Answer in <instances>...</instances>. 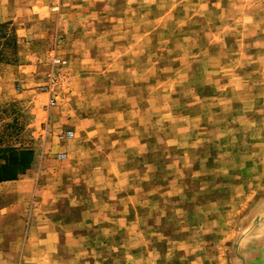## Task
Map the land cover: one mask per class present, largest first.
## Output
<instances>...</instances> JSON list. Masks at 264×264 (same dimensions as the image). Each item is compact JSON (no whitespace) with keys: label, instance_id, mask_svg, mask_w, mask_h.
Segmentation results:
<instances>
[{"label":"rangeland","instance_id":"obj_1","mask_svg":"<svg viewBox=\"0 0 264 264\" xmlns=\"http://www.w3.org/2000/svg\"><path fill=\"white\" fill-rule=\"evenodd\" d=\"M30 10L0 22V148L17 176L47 173L38 187L0 183V264L264 254L247 241L264 202V0L107 3V33L76 46L62 0ZM90 200L97 223L77 225L71 204Z\"/></svg>","mask_w":264,"mask_h":264},{"label":"crops","instance_id":"obj_2","mask_svg":"<svg viewBox=\"0 0 264 264\" xmlns=\"http://www.w3.org/2000/svg\"><path fill=\"white\" fill-rule=\"evenodd\" d=\"M56 0H0V22L9 20V19H19L22 15V10L26 8L27 10L32 9L34 11V8H40V9H45L51 2H55ZM155 2L156 0H62V10L64 13H61L59 16V19H63L62 23L64 24V27L62 28L63 25H61V28L65 34V38L63 43L66 45H74L72 43H76L80 39L77 37H82L83 39L85 35H90V36H97V35H102L107 33V30L103 27L104 25L99 24V20H101L100 12L104 10L106 4H117V3H124V4H137V6H140V3L144 2ZM131 8L130 6L128 9ZM31 11V10H30ZM51 15V14H50ZM105 20H107V17L104 16ZM114 18V17H112ZM111 18V19H112ZM110 19V18H109ZM116 19V18H114ZM66 21V24L64 23ZM111 21V20H110ZM110 24V22H108ZM107 23V24H108ZM112 29H110L111 32H117V31H122L125 35L130 34L131 28H126L123 26V28L114 25L113 21L111 22ZM107 28V27H106ZM60 29V27H59ZM114 29V30H113ZM140 27L134 28L132 31L134 33H139L141 34ZM17 34H23L24 29L23 28H17ZM109 32V31H108ZM91 37V38H92ZM89 39L90 41H87V46H84L85 48H95V42L94 44L93 39ZM92 40V41H91ZM124 44V43H123ZM128 44V43H127ZM125 45L126 47L128 46L130 48V44ZM83 46V45H82ZM86 131L92 132L93 136L96 135L95 131L98 130L97 126H88V128H84ZM75 130H77V127H75ZM68 156V153H67ZM70 156V155H69ZM66 157V155H65ZM90 160H94L93 158ZM91 161V162H92ZM45 172L43 170V167L39 165L36 169V172L34 175L27 177V178H22V177H15L12 179H5L1 180L0 183L2 182H9V181H23L28 183H32L31 185H35L36 187L39 186L41 183L40 181L45 177ZM96 176L95 182L92 180V184L96 185V190L94 191V195L96 197L98 196V173H95ZM32 181V182H31ZM72 181V177L70 178V182ZM75 183V189L77 188L76 185L82 186L81 179L79 178V182H76L73 180ZM71 185L72 182L70 183ZM79 188V186H78ZM93 191L90 193V197L92 198ZM17 193L20 194V191L18 190ZM22 193V192H21ZM82 195V193H74L75 198L79 197ZM98 200V198H97ZM94 202L90 200L87 202V204H84L82 202H78L76 204H71L70 208V217L77 219L75 223L77 225H83L85 224H95L98 221L99 217V208H98V201L96 202V205L93 204ZM251 217L253 222L250 224L251 226H260L261 231L259 230L256 233H252L250 235V238L247 240L248 242L251 243H258L260 245H264V202H258L255 203L254 206L251 209ZM263 214V215H262ZM246 260L247 264H264V254H261L260 252H257L253 255H249L244 258ZM249 260V261H247ZM249 262V263H248ZM257 262V263H256ZM243 264V263H242Z\"/></svg>","mask_w":264,"mask_h":264},{"label":"trees","instance_id":"obj_3","mask_svg":"<svg viewBox=\"0 0 264 264\" xmlns=\"http://www.w3.org/2000/svg\"><path fill=\"white\" fill-rule=\"evenodd\" d=\"M7 156L8 153L5 152V150L2 151V149L0 148V181L17 177V174L12 171L9 165Z\"/></svg>","mask_w":264,"mask_h":264},{"label":"built area","instance_id":"obj_4","mask_svg":"<svg viewBox=\"0 0 264 264\" xmlns=\"http://www.w3.org/2000/svg\"><path fill=\"white\" fill-rule=\"evenodd\" d=\"M53 102H54V99H53V98H50V99L48 100L47 105H51V104H53ZM65 135H66V136H71V135H72V132H71L70 130H67V131L65 132ZM59 156H60V157L64 156V153H60Z\"/></svg>","mask_w":264,"mask_h":264}]
</instances>
